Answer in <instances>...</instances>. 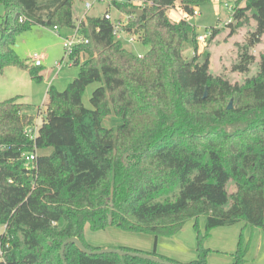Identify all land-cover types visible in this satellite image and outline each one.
<instances>
[{"label": "trees", "instance_id": "1", "mask_svg": "<svg viewBox=\"0 0 264 264\" xmlns=\"http://www.w3.org/2000/svg\"><path fill=\"white\" fill-rule=\"evenodd\" d=\"M130 1L112 5L127 11ZM202 1L144 0L141 15L127 26L148 46L141 55L115 40L102 14L88 16L82 23L88 42L68 56L78 73L65 89L48 88L33 140L24 134L35 119L31 105L18 96L0 101V264H63L59 250L69 237L95 249L83 241L86 224L157 237L173 235L203 215L204 236L239 221L264 232V52L256 74L242 83L211 74L208 56L200 60L196 53L194 27L167 15L175 5L190 14ZM234 1L243 4L233 11L231 31L250 11L255 30L247 37L251 44L260 41L264 0ZM0 5V71L17 65L39 80L36 66L29 68L16 55L15 37L33 24L73 27L72 0H0ZM216 32L212 28L209 39ZM189 38L194 54L186 59L182 50ZM239 56L242 70L255 60L247 44ZM94 82L88 108L82 97ZM227 98L234 102L231 108L223 107ZM113 116L122 122L104 126ZM46 148L51 151L40 152ZM30 152L35 159L27 164ZM230 178L235 188L229 201ZM175 188L173 199L157 200ZM204 249L199 241L198 257L187 264H207ZM146 253L176 263L154 249ZM64 258L66 264H159L87 254L73 243L66 244ZM241 261L236 256L232 264Z\"/></svg>", "mask_w": 264, "mask_h": 264}, {"label": "rangeland", "instance_id": "2", "mask_svg": "<svg viewBox=\"0 0 264 264\" xmlns=\"http://www.w3.org/2000/svg\"><path fill=\"white\" fill-rule=\"evenodd\" d=\"M243 1L236 3L234 0H206L194 5L198 15L189 18L190 24L194 27L196 35H207L205 41L196 42L200 60L208 56V69L213 75H222L231 83H242L246 77H251L258 70V59L264 52V34L260 41L253 44L247 37L255 30L254 19L250 11L246 12L245 18L240 21V26L231 31L229 25L235 24L232 17L237 6H242ZM180 7L175 5L174 7ZM171 8L167 15L170 19L177 18L178 8ZM232 7V10H231ZM109 10L114 17L120 12L108 3V1L96 2L94 7L88 10V15H100ZM3 7L0 5V13ZM84 12L82 0H72V14L76 21ZM1 20V18H0ZM216 28L217 32L212 39H209V32ZM74 31V27L53 26L33 24L30 28L22 31L15 37L14 51L19 59L28 67L33 65L32 55L37 53L41 64L36 66L41 78L35 79L27 69L17 65H6L0 71V101L19 97L18 101L31 105L32 113L35 116L34 123L41 125L44 117L47 90L53 86L57 90H63L78 73V66L70 63L68 55L63 47V40ZM247 44V50L254 59L247 61V69H240L242 63L239 56L242 47ZM129 50L137 54H143L148 46L141 43L128 44ZM203 54L201 55V53ZM186 59L193 54L191 38H189L182 50ZM98 86L97 82L89 84L82 97L85 107H90L89 98L93 90ZM234 105L231 99L223 101V107ZM40 109V113L37 111ZM122 122L118 116L105 118L104 126H117ZM51 148L40 150L41 153H49ZM234 181L230 178L226 183L229 194L234 191ZM178 188L168 194L157 197V200L166 198L173 199ZM229 206V202L225 207ZM205 217L198 216L196 219L188 220L183 227L175 234L169 236L154 235L146 232L123 229L118 225H109L102 229H92L88 224L83 228L82 238L85 244L91 248H127L149 252L153 249L155 253L171 259L179 264H187L198 257V242L205 248V261L207 264H232L238 256L242 261L240 264H264V232L259 227H253L244 221L232 225L218 226L212 228L204 236ZM3 226L0 225V233ZM202 234V235H201ZM202 236V237H201Z\"/></svg>", "mask_w": 264, "mask_h": 264}, {"label": "built area", "instance_id": "3", "mask_svg": "<svg viewBox=\"0 0 264 264\" xmlns=\"http://www.w3.org/2000/svg\"><path fill=\"white\" fill-rule=\"evenodd\" d=\"M82 1H83V6H84V12L81 17L76 19V23L73 26L74 31L72 32V34H70L69 36H66L63 40V47L68 56L72 54L73 49L77 44L81 42H88V38L85 36L83 32V27H82L83 25L82 23L86 22L87 17L90 16L88 15V10L92 9L96 2L108 1V3L112 5L114 0H82ZM116 1L119 2V1H124V0H116ZM130 3H131V8L141 9V6L144 4V0H131ZM174 8H178L179 10L178 20L185 19L188 21L190 16L199 14L198 10L195 8L192 9V12L190 14L183 11L181 7L176 6ZM117 10L120 12V15H118L117 17H114L111 14V12L107 9L102 13L104 18L111 22L112 33H113L115 40L121 42L125 47L128 44L139 43L138 35L135 32L128 30L127 28L130 19L136 16L135 13L127 12V11H123L119 9ZM231 10H232V7H231ZM84 27H86V24ZM53 28L57 29V26H53ZM206 38H207V35L205 34L197 36L198 41H205ZM138 55H141V54H138ZM31 58L33 61V65L39 66L41 64L39 55L37 53H33ZM37 130H38V125L33 123L32 125H29L24 129V134L28 138L33 140L35 139L37 135ZM34 159H35V152H30L25 155V161L27 164L33 162Z\"/></svg>", "mask_w": 264, "mask_h": 264}, {"label": "water", "instance_id": "4", "mask_svg": "<svg viewBox=\"0 0 264 264\" xmlns=\"http://www.w3.org/2000/svg\"><path fill=\"white\" fill-rule=\"evenodd\" d=\"M127 12H133L137 17H139L142 13L141 9H133L130 8L127 10ZM231 102L228 104V108H231ZM73 243L76 245L81 251L87 253V254H102V253H115L122 256H131V257H138L141 259H146L152 262H156L159 264H179V263H173L169 260L163 259L158 256H154L148 253L140 252V251H133V250H126L121 248H102V249H90L86 247L77 237H69L65 239L60 247L59 253L62 258L63 264H66L65 258H64V249L66 244Z\"/></svg>", "mask_w": 264, "mask_h": 264}, {"label": "crops", "instance_id": "5", "mask_svg": "<svg viewBox=\"0 0 264 264\" xmlns=\"http://www.w3.org/2000/svg\"><path fill=\"white\" fill-rule=\"evenodd\" d=\"M0 14H1V13H0ZM175 17H177V18H174V17H173V19H171V20H173V21H178V19H179V18H178V15H175Z\"/></svg>", "mask_w": 264, "mask_h": 264}]
</instances>
